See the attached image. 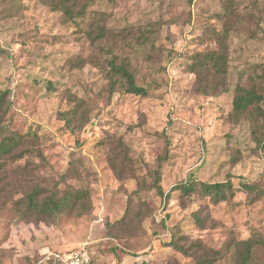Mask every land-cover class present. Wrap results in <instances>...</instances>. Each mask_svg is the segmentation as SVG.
Masks as SVG:
<instances>
[{
    "label": "rangeland",
    "instance_id": "obj_1",
    "mask_svg": "<svg viewBox=\"0 0 264 264\" xmlns=\"http://www.w3.org/2000/svg\"><path fill=\"white\" fill-rule=\"evenodd\" d=\"M92 9L146 96H109L90 62L85 20L67 21L38 0H0V142L22 135L0 158V264L83 243L93 264H234L237 242L264 240L263 120L233 114L236 87L264 66V0H116ZM72 93L92 110L76 133L61 119ZM183 181L230 182L235 192L215 203L200 186L175 190ZM37 186L62 195L88 188L85 213L27 216ZM127 211L147 217L119 235L109 225ZM197 241L204 247L189 249ZM252 264H264L260 245Z\"/></svg>",
    "mask_w": 264,
    "mask_h": 264
},
{
    "label": "trees",
    "instance_id": "obj_2",
    "mask_svg": "<svg viewBox=\"0 0 264 264\" xmlns=\"http://www.w3.org/2000/svg\"><path fill=\"white\" fill-rule=\"evenodd\" d=\"M44 5L50 7L53 11H60L67 21H73L77 18L85 20L88 24L84 31L87 41L93 46L95 56L91 58V63L98 67L109 81V96L124 92L126 94H135L140 96L147 95V89L139 86L136 81L135 74L131 70L130 63L126 59H121L114 51L113 47H108L109 36L111 30L107 27V19L102 15L97 19L93 15L92 7L97 3H114L116 0H38ZM191 2L193 0H190ZM89 13L91 14L89 16ZM3 47L0 43V55L3 53ZM214 53H208L205 58L213 60ZM225 63V56L222 58ZM222 73H227L223 70ZM248 86L244 87L238 85L235 90L233 99V114L239 119L242 117H250L253 121L258 122L262 119V127H264V109L262 102L264 101V66L261 72L253 69L250 75ZM7 92L0 94V110L3 106L4 96ZM70 108L63 113L62 120L65 127L71 132L76 133L82 131L90 123L92 118V110L88 99L78 97L75 94H70L68 98ZM9 106V103H8ZM6 109L7 106H6ZM22 138V135L15 134L14 137L2 140L0 142V158L2 156L11 155L16 148L17 143ZM14 156V155H12ZM20 156V155H19ZM114 168V167H113ZM200 186V191L204 196L211 197L215 203L228 200L234 195V187L230 182L206 183L197 181H183L175 190H179L183 195H190ZM247 191L255 190L253 185L244 184ZM162 191V190H161ZM44 187H34L28 194L27 200L24 204L26 209L25 214L31 216H58L64 212H77L78 216H82L83 211L88 200H90V191L85 187H71L63 195L60 190L55 188L50 193H46ZM130 208V207H129ZM130 212L131 209H128ZM128 211L126 214L109 225L110 229L115 230L119 235L131 234L132 231L141 228L140 223H136L137 219L143 220L147 217L143 212H136L133 218H128ZM174 247L183 252L185 255H190L189 249L195 247L196 250L202 249L204 246L199 241L191 245L189 249L183 245H178L173 242ZM262 246L264 249V240L256 237H249L245 240L239 241L235 244L234 250V264H252V255L257 246ZM199 264H207L205 260H201Z\"/></svg>",
    "mask_w": 264,
    "mask_h": 264
},
{
    "label": "built area",
    "instance_id": "obj_3",
    "mask_svg": "<svg viewBox=\"0 0 264 264\" xmlns=\"http://www.w3.org/2000/svg\"><path fill=\"white\" fill-rule=\"evenodd\" d=\"M31 264H93V259L88 243H83L74 248L48 249Z\"/></svg>",
    "mask_w": 264,
    "mask_h": 264
}]
</instances>
